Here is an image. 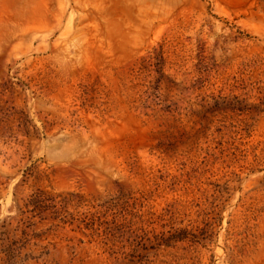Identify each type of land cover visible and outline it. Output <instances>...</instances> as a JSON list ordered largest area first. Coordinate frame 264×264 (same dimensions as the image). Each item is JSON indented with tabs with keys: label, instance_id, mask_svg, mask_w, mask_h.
I'll use <instances>...</instances> for the list:
<instances>
[{
	"label": "rangeland",
	"instance_id": "1",
	"mask_svg": "<svg viewBox=\"0 0 264 264\" xmlns=\"http://www.w3.org/2000/svg\"><path fill=\"white\" fill-rule=\"evenodd\" d=\"M262 7L0 0V223L74 219L24 264H264Z\"/></svg>",
	"mask_w": 264,
	"mask_h": 264
},
{
	"label": "trees",
	"instance_id": "2",
	"mask_svg": "<svg viewBox=\"0 0 264 264\" xmlns=\"http://www.w3.org/2000/svg\"><path fill=\"white\" fill-rule=\"evenodd\" d=\"M259 1L264 11V0ZM66 197L39 191L29 197L24 210L19 209L16 217L0 223V255L6 264L39 261L50 255V244L42 245L46 233L74 222L73 216L66 211L71 202ZM47 225L49 227L42 232V227Z\"/></svg>",
	"mask_w": 264,
	"mask_h": 264
}]
</instances>
